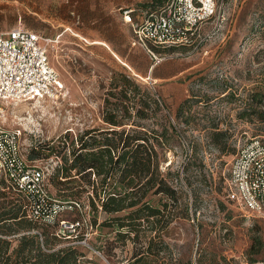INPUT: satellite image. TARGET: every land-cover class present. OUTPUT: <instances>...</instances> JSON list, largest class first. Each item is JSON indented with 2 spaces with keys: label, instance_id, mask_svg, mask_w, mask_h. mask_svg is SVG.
<instances>
[{
  "label": "rangeland",
  "instance_id": "374dc122",
  "mask_svg": "<svg viewBox=\"0 0 264 264\" xmlns=\"http://www.w3.org/2000/svg\"><path fill=\"white\" fill-rule=\"evenodd\" d=\"M217 1V15L204 26L206 42L196 50L159 49L156 54L166 57L157 62L133 43V26L124 22L123 12L133 9L136 18L166 0H0V32L18 25L39 32L48 40L50 63L61 77L58 98L0 100V122L21 129L27 155L34 148L58 146L57 139L67 133L70 142L86 129L107 127L102 118L106 93L123 71L156 93L161 110L150 122L169 120L175 126L178 134L168 130L161 169L185 192L177 194L179 216L152 232L166 247L151 257V264H264V220L244 216L224 196V179L238 148L251 137L264 136V122L253 111L262 108L251 97L264 92V0ZM215 128L230 136L223 138V149L213 142ZM66 151L49 156L45 150L36 159L46 167L54 194L52 176ZM189 176L194 196L187 187ZM152 199L159 204L168 198L159 194ZM81 201L88 205L86 195ZM186 202L189 218L183 217ZM88 213L93 216L92 210ZM83 214L65 210L61 218L81 221ZM104 218L100 212L99 222ZM95 232L91 244L97 250L114 238L112 228L99 226ZM135 247L140 248L131 241L107 247L111 259L106 258L127 264ZM79 248L102 263L100 256Z\"/></svg>",
  "mask_w": 264,
  "mask_h": 264
},
{
  "label": "trees",
  "instance_id": "16d2710c",
  "mask_svg": "<svg viewBox=\"0 0 264 264\" xmlns=\"http://www.w3.org/2000/svg\"><path fill=\"white\" fill-rule=\"evenodd\" d=\"M159 49L162 48L154 47L157 53H160ZM251 97L253 103L262 108H255L254 113L264 122V92H256ZM159 110L161 103L155 92L126 71L120 72L111 81L105 97L102 118L107 127L86 129L70 142L67 133L57 139L58 146L48 144L43 149L34 148L28 154L29 160H36L45 150L50 156L67 149L62 155V164L52 176L56 189V194H52L62 205H71L72 201L80 203L83 213L88 216L92 210L89 222L95 231L99 226L112 228L114 238L108 246L105 242L99 249L105 257L109 258L111 254L107 247L115 244L131 241L139 245L127 264H151V257L158 256L166 247L156 241L160 235L153 236L152 232L163 230L179 216L175 210L179 200L177 194L185 192L183 186H174L161 169L162 152L170 140L168 130L171 127L175 134L178 133L169 120L167 124L150 122ZM224 137L230 136L215 128L212 139L220 149L226 145L222 142ZM191 179V176L187 178V187L194 196ZM159 194H165L171 202L160 199L159 204H154L152 195ZM84 195L88 205L81 201ZM224 196L228 200L225 185ZM28 208L25 196L0 176V264H80L86 257L85 251L78 246L56 249L63 243L57 235V226L32 221L28 217ZM189 208L186 202L183 217H190ZM74 210L80 212L76 207ZM64 211L60 219H64L61 218ZM100 212L105 218L99 222ZM167 214L171 216L167 218ZM14 241H17L16 246H13ZM250 261L257 262L255 259Z\"/></svg>",
  "mask_w": 264,
  "mask_h": 264
},
{
  "label": "built area",
  "instance_id": "2783aa9c",
  "mask_svg": "<svg viewBox=\"0 0 264 264\" xmlns=\"http://www.w3.org/2000/svg\"><path fill=\"white\" fill-rule=\"evenodd\" d=\"M217 12V0H166L159 8L136 18L133 9H126L123 19L133 26V43L145 48L158 62L166 55L159 57L154 47L200 48L207 40L204 26ZM47 41L39 32L20 25L0 32V100L32 101L62 94L60 73L50 63ZM21 139V129L6 128L0 122V176L25 196L28 217L57 226L63 243L56 249L85 247L102 259L97 263L86 256L80 264H111L91 244L96 232L80 203L62 205L50 191L46 167L28 159ZM224 185L228 200L244 216L264 220V136L251 137L238 148ZM73 206L83 214L82 220L60 219L61 212L73 210ZM78 227L85 229L78 232Z\"/></svg>",
  "mask_w": 264,
  "mask_h": 264
},
{
  "label": "bare ground",
  "instance_id": "6f19581e",
  "mask_svg": "<svg viewBox=\"0 0 264 264\" xmlns=\"http://www.w3.org/2000/svg\"><path fill=\"white\" fill-rule=\"evenodd\" d=\"M41 99L32 100L33 102L40 101ZM18 101H28V100H18Z\"/></svg>",
  "mask_w": 264,
  "mask_h": 264
},
{
  "label": "crops",
  "instance_id": "0c3cea01",
  "mask_svg": "<svg viewBox=\"0 0 264 264\" xmlns=\"http://www.w3.org/2000/svg\"><path fill=\"white\" fill-rule=\"evenodd\" d=\"M166 75H158V78H166Z\"/></svg>",
  "mask_w": 264,
  "mask_h": 264
}]
</instances>
